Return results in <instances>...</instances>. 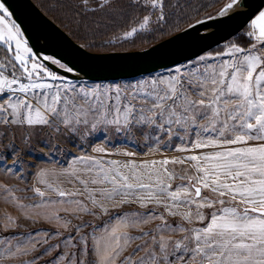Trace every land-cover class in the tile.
<instances>
[{"label": "snow or ice", "instance_id": "snow-or-ice-1", "mask_svg": "<svg viewBox=\"0 0 264 264\" xmlns=\"http://www.w3.org/2000/svg\"><path fill=\"white\" fill-rule=\"evenodd\" d=\"M47 12L79 55L161 37L203 47L90 79L41 55L0 0V264H264V4L51 0Z\"/></svg>", "mask_w": 264, "mask_h": 264}, {"label": "water", "instance_id": "water-1", "mask_svg": "<svg viewBox=\"0 0 264 264\" xmlns=\"http://www.w3.org/2000/svg\"><path fill=\"white\" fill-rule=\"evenodd\" d=\"M8 3L17 22L26 31L30 43L37 51H41V55L56 53L63 56L77 68L84 69L90 79H132L158 69L163 64L191 55L203 47L195 44L191 37H181L174 43L171 40L176 37H169L144 50L103 53L84 51L83 55H79L83 51L79 49V43L48 17L33 0H8ZM249 3L256 7L264 4V0H249ZM198 31L204 34L208 29L198 26ZM221 35H226L224 29L216 34V38L219 39ZM212 47L216 45L212 43ZM156 49L158 50L155 51ZM88 57L91 59H86ZM66 75L72 78L71 74Z\"/></svg>", "mask_w": 264, "mask_h": 264}, {"label": "trees", "instance_id": "trees-1", "mask_svg": "<svg viewBox=\"0 0 264 264\" xmlns=\"http://www.w3.org/2000/svg\"><path fill=\"white\" fill-rule=\"evenodd\" d=\"M41 9L42 11L48 15L53 21H55L59 26H61L77 43H80V40L77 39V36L75 35H72V33L69 31L68 28H66L64 26L63 23H61V20L63 19V17H60L59 14H50L47 12V6L48 4L51 2V0H33ZM206 3H211L212 0H205ZM72 31H75V26L72 27ZM169 37H161L159 38L158 40H153V43L152 44H141L140 41H137V46L136 47H132L131 45H126L125 47L128 49L126 51H137V50H144V49H147L165 39H167ZM149 39H152V38H149ZM90 51H93V52H105V51H97V50H90ZM115 51H120V50H109L107 52H115ZM122 52H125V51H122Z\"/></svg>", "mask_w": 264, "mask_h": 264}, {"label": "rangeland", "instance_id": "rangeland-1", "mask_svg": "<svg viewBox=\"0 0 264 264\" xmlns=\"http://www.w3.org/2000/svg\"><path fill=\"white\" fill-rule=\"evenodd\" d=\"M42 10V9H41ZM48 16V15H47ZM49 17V16H48ZM55 22V21H54ZM56 23V22H55ZM61 27V26H60ZM62 28V27H61ZM63 29V28H62ZM122 51H125V50H120V51H115V52H122ZM91 52H93V51H91ZM98 53V52H97ZM99 53H101V52H99Z\"/></svg>", "mask_w": 264, "mask_h": 264}]
</instances>
